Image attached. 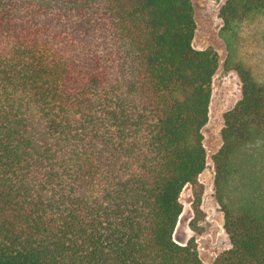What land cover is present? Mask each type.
Wrapping results in <instances>:
<instances>
[{
	"label": "trees",
	"instance_id": "1",
	"mask_svg": "<svg viewBox=\"0 0 264 264\" xmlns=\"http://www.w3.org/2000/svg\"><path fill=\"white\" fill-rule=\"evenodd\" d=\"M260 11L220 8L242 97L212 157L231 244L213 264H264V207L231 193L238 152L264 134V83L228 38ZM195 29L192 0H0V264H204L174 239L220 62Z\"/></svg>",
	"mask_w": 264,
	"mask_h": 264
},
{
	"label": "rangeland",
	"instance_id": "2",
	"mask_svg": "<svg viewBox=\"0 0 264 264\" xmlns=\"http://www.w3.org/2000/svg\"><path fill=\"white\" fill-rule=\"evenodd\" d=\"M192 1L196 21L193 45L197 49L213 47L219 54L220 62L213 78L209 119L203 128L207 166L200 174L198 184H187L180 193L183 208L174 239L181 244L194 239L203 263L213 264L216 257L231 244L224 229V213L217 200L212 157L222 144L224 113L241 99L242 91L238 73L224 68L228 56L227 42L222 35L224 23L220 17L224 0ZM228 38L237 61L250 66L257 81L264 83V11L237 22ZM236 161L238 172L231 186L235 201L256 202L264 207V134L245 144ZM197 192L201 196V213L198 215L194 210Z\"/></svg>",
	"mask_w": 264,
	"mask_h": 264
}]
</instances>
